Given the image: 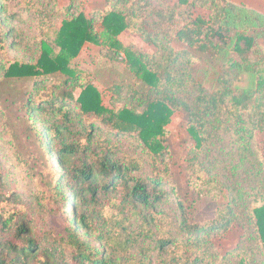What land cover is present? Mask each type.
Returning <instances> with one entry per match:
<instances>
[{
  "label": "trees",
  "instance_id": "trees-1",
  "mask_svg": "<svg viewBox=\"0 0 264 264\" xmlns=\"http://www.w3.org/2000/svg\"><path fill=\"white\" fill-rule=\"evenodd\" d=\"M78 1L58 8L57 0H27L44 7L28 27L36 62L0 65L7 78H35L25 105L46 187L34 195L7 189L0 167V264H264V155L257 141L264 133V14L234 0H108L97 29ZM197 7L208 15H194ZM52 13L63 16L55 44L44 35ZM16 16L0 0L2 51L23 47L24 30L9 26ZM125 30L156 51L125 46ZM85 43L110 59L123 57L139 78L142 89L113 86L120 108L105 106L101 91L72 68ZM204 62L211 86L199 76ZM56 73L66 78L46 84ZM177 110L194 140L186 195L169 185L165 127ZM190 192L197 197L191 203ZM224 194L228 203L213 219L192 222L197 202ZM25 195L44 213L65 215L66 233L40 228ZM234 221L242 238L222 254L214 235Z\"/></svg>",
  "mask_w": 264,
  "mask_h": 264
},
{
  "label": "rangeland",
  "instance_id": "rangeland-1",
  "mask_svg": "<svg viewBox=\"0 0 264 264\" xmlns=\"http://www.w3.org/2000/svg\"><path fill=\"white\" fill-rule=\"evenodd\" d=\"M7 4V15L17 13L16 18L9 22V26H15L24 30L26 38H23L24 43L22 48H13L9 45L5 50H0V65L9 66L12 62L35 63L38 55L37 43L31 40V31L29 26L33 23L37 25V21L33 22V15L38 14L35 10L40 7L39 4L27 0H2ZM71 0H57V7H65L69 5ZM79 8L84 10L87 16H95L97 29L102 28L100 20V12L108 5V0H79ZM162 2L173 3L174 0H163ZM154 8L158 9L159 4L154 2ZM52 7V5H51ZM50 7V8H51ZM194 15H208L205 8H195ZM63 16H58L57 13H52L47 21L50 22L45 28L44 35L51 43L55 44L57 33L62 25ZM43 35V36H44ZM120 39L125 46H129L135 50L154 53L156 47L146 41L141 35L125 30L120 35ZM9 42L14 40L10 37ZM26 40H31L26 42ZM8 42V43H9ZM264 44V40H262ZM175 47L182 48L177 41ZM72 68L80 74L81 83H91L95 85L102 93L103 104L109 108H120L122 102L115 101L116 92L113 86L118 85H133L138 89H142V84L139 78L128 68L127 62L123 59L113 60L104 55L100 46L92 43H85L80 54L72 61ZM207 63L204 62L201 66L199 76L208 78V85L211 86L213 81L208 77L213 73L207 71ZM1 69V68H0ZM202 74V75H201ZM66 76L61 73L47 76L46 84L52 81H59ZM35 78H7L4 72L0 70V167L3 169L6 176L7 189L21 188L24 192H32L36 194L38 191L46 189L44 183H40L41 176L39 172L42 170L39 164L40 152L37 148V135L28 124V116L26 111V98L28 91L33 85ZM80 87L74 94L78 96ZM141 110V109H139ZM187 116L185 112L177 110L171 117L170 122L166 125V135L170 145L171 162V180L169 185H176L181 195H186L188 191L187 183V154L190 148L194 145V140L189 135L187 130ZM257 141L264 155V133H257ZM139 155L138 152H135ZM45 161V159H44ZM55 164V162H53ZM28 168H31L30 173ZM229 170V167L227 168ZM187 200L191 203L194 198H197L193 192L187 196ZM25 202L32 206L29 214L34 217L40 228L48 229L56 236H62L66 233L67 219L64 215L50 216L44 213L37 206L36 201L30 197L23 196ZM229 200L228 194H224L220 199H202L195 204L192 210V222L198 224L207 223L213 219L218 209L227 205ZM66 212L68 213L69 202H65ZM32 211V212H31ZM66 213V214H67ZM243 235V226L234 221L228 229H223L214 235V243L220 253L224 254L234 249L240 242ZM229 264H234L233 262Z\"/></svg>",
  "mask_w": 264,
  "mask_h": 264
},
{
  "label": "crops",
  "instance_id": "crops-1",
  "mask_svg": "<svg viewBox=\"0 0 264 264\" xmlns=\"http://www.w3.org/2000/svg\"><path fill=\"white\" fill-rule=\"evenodd\" d=\"M264 14V0H234Z\"/></svg>",
  "mask_w": 264,
  "mask_h": 264
}]
</instances>
